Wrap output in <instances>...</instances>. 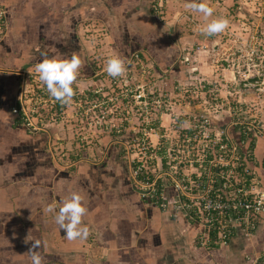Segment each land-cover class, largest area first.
Listing matches in <instances>:
<instances>
[{
  "label": "crops",
  "instance_id": "1",
  "mask_svg": "<svg viewBox=\"0 0 264 264\" xmlns=\"http://www.w3.org/2000/svg\"><path fill=\"white\" fill-rule=\"evenodd\" d=\"M141 2L0 0L8 19L0 35V264H31L29 245L23 243L28 234L41 240L37 251L44 264H256L264 249L263 225L249 232L237 228L226 243L205 247L199 241L202 223L173 212L169 185L164 209L142 198L120 166L110 174V167L102 169L78 154L69 165L58 163L49 146L56 131L36 136L22 123L21 88L40 59L37 48L66 53L73 45L87 54L79 33L85 11L90 17L100 13L106 27L110 17L125 16L119 20L127 26L120 29L126 41H137L145 29L140 10L149 13ZM129 11L132 17L126 18ZM113 25H119L117 19ZM101 159L106 160L104 155ZM72 192L84 197L87 213L82 222L90 234L69 241L55 223V213L46 208L54 204L58 209Z\"/></svg>",
  "mask_w": 264,
  "mask_h": 264
},
{
  "label": "rangeland",
  "instance_id": "2",
  "mask_svg": "<svg viewBox=\"0 0 264 264\" xmlns=\"http://www.w3.org/2000/svg\"><path fill=\"white\" fill-rule=\"evenodd\" d=\"M159 2L153 9L159 21L157 30L163 25L162 37L153 39L156 48L151 51L137 41L115 40L112 44L100 13L90 17L85 11L79 33L88 54V70H80L73 85L74 102L61 105L54 101L30 68L21 88L27 111L24 121L32 124L27 125L33 132L44 129L52 135L56 131L49 146L58 163L69 165L78 154L76 157H88L102 169L124 165L120 170L137 189L131 159L141 145L142 132L151 143L161 146L157 155L170 146L183 158V138L199 134L192 127L205 115L212 121L207 131L223 129L239 141L242 129L245 139L253 140V165L261 180L256 165L261 155L264 157V147L260 154L256 151L257 142L264 140V0H198L214 9L209 20L223 17L229 21L228 27L215 35L198 31L207 21L203 13L184 8L192 0H156ZM177 12L182 15L173 25ZM165 39L174 59L169 67L161 64L167 59V53L163 56L159 48ZM139 51L146 55L140 56ZM111 54L126 61L123 77L112 78L105 71ZM117 149L122 161L112 162L109 156ZM144 159L149 169L162 166L163 160L157 157Z\"/></svg>",
  "mask_w": 264,
  "mask_h": 264
},
{
  "label": "built area",
  "instance_id": "3",
  "mask_svg": "<svg viewBox=\"0 0 264 264\" xmlns=\"http://www.w3.org/2000/svg\"><path fill=\"white\" fill-rule=\"evenodd\" d=\"M156 4L157 9L161 2ZM5 28V10L0 6V35ZM24 104L23 100L20 105L25 120ZM26 124L32 125L29 121ZM237 124L239 128L242 126ZM210 126L212 121L205 115L193 125L194 132L199 134L183 138L186 141L183 158L170 146L157 155L161 146L147 140L143 131L141 145L131 159L140 196L165 209L169 203L165 188L169 185L173 191L169 204L173 212L202 223L199 241L205 247L226 243L237 228L249 232L255 226V217L264 215V189L253 165L256 162L253 144L247 143L249 139H245L242 129L238 141L223 129L207 131ZM194 140L197 142L193 143ZM144 157L151 160L157 157L164 163L161 161L157 170L149 169ZM261 253L255 258L257 264H264V251Z\"/></svg>",
  "mask_w": 264,
  "mask_h": 264
},
{
  "label": "clouds",
  "instance_id": "4",
  "mask_svg": "<svg viewBox=\"0 0 264 264\" xmlns=\"http://www.w3.org/2000/svg\"><path fill=\"white\" fill-rule=\"evenodd\" d=\"M186 10L201 12L207 21L198 31L205 35H215L223 32L229 25V21L223 17H212L214 9L207 2L192 0L184 5ZM182 14L176 13L173 25L179 20ZM39 61L35 64L34 70L39 81L46 87L50 97L61 105H71L74 102L76 92L73 88L77 81L80 69L84 66L81 57L72 52L70 57L67 54H57L51 50H40ZM49 52L54 53L49 55ZM105 71L112 77H123L126 74V61L118 54H111L106 58ZM84 197L78 192H72L69 196L62 198L60 206L49 204L46 208L48 213H55L54 221L59 229L63 230L69 241L86 239L90 234V228L83 225L82 218L87 213L84 206ZM23 243L29 245L31 264H44V258L37 251L42 246L40 239L33 238L29 234L24 238Z\"/></svg>",
  "mask_w": 264,
  "mask_h": 264
},
{
  "label": "trees",
  "instance_id": "5",
  "mask_svg": "<svg viewBox=\"0 0 264 264\" xmlns=\"http://www.w3.org/2000/svg\"><path fill=\"white\" fill-rule=\"evenodd\" d=\"M156 3V0H142V2H141V5H142V7H147L146 9H147V11L149 12V13H146V12H142V10H140V13H139V20L142 22L143 20L145 21V29H144V32H142V34H141V38H143V39H138L137 40V42L138 43H141V47L142 48H144V49H148L149 51H151V50H153L154 48H156L155 47V40H153L154 38H156V40H158V35H159V37H162V35L160 34V31L162 30V25H161V30L160 31H158L157 30V26H156V24L157 25H159V21H157V17H156V14L154 13V9H153V7H154V4ZM0 5H1V7H3L4 8V10H5V19H6V7H4V5H2L1 3H0ZM138 10H139V5H136V7H135V10H134V12H138ZM129 16H131L132 17V15H131V11H129V12H127L126 13V18H128ZM149 16V20L147 19V17ZM122 17H125V16H119L118 18H117V16L115 17V16H112V17H110V19H109V21H108V25H107V27H108V31L110 32V34H111V36H112V38H113V42L114 43H112V44H116V41L115 40H121L120 42H125L126 41V35H125V32L124 31H122L121 29H120V27L122 26H127V24L124 22V21H122V20H119V19H122ZM156 17V18H155ZM115 19H117L118 20V26H115V25H113V21L115 20ZM135 19H137V15L135 16ZM6 23L8 24V19H6ZM160 27V26H159ZM120 34V35H122V37H117L115 34ZM166 40V42H164ZM163 42H162V45H160V50L162 51V55L164 54V53H167L166 54V58L167 59H163V63H161V64H163L165 67L167 66V67H169V65H170V63L174 60V59H172V56H171V54H172V51H171V49L170 48H172V47H170L169 48V50H168V48H166L165 47V44L164 43H168V41L169 40H167V39H165ZM117 42H119V41H117ZM127 43V42H126ZM173 46V45H172ZM146 47V48H145ZM51 50V51H54V52H56L57 54H67L69 57H70V55H71V53L72 52H76L80 57H81V60H82V62H83V67L80 69V70H85L86 71V69L88 70V62H87V59H88V57L87 56H85V54H82L81 53V49H79L78 48V46H76V47H74L73 45L70 47V48H65V52L66 53H63V50H57V49H55L54 47H50V48H43V47H41L40 48V50ZM54 53H52V52H49V55H53ZM128 54V53H127ZM126 54V55H127ZM139 55L140 56H145L146 55V52L145 51H139ZM164 56V55H163ZM171 67V66H170ZM173 67L174 68H176V66L175 65H173ZM20 111H21V109H20ZM19 111V112H20ZM20 114H21V117H22V123L29 129V127H28V125L26 124V122L24 121V118H23V113H22V111L20 112ZM30 130V129H29ZM31 131V130H30ZM35 131V130H34ZM33 132V131H32ZM36 133L34 134V135H36V136H43V137H45V130L44 129H40V130H37V131H35ZM238 136H239V134H238ZM247 143L249 144V145H252L253 144V140L252 141H249V140H247ZM262 144V145H261ZM248 145V146H249ZM259 148H260V150H261V147L263 148V145H264V140L263 139H261L260 138V140H259ZM258 151V148H257V151L256 152H259L258 154H260V152L261 151ZM255 152V153H256ZM257 154V153H256ZM121 154L119 153V149H117V152H115L114 153V155H110L109 157H111L112 158V162H117V160H121L122 161V158H121ZM259 156V155H258ZM111 158H108L107 160H110ZM111 162V164H114V163H112ZM264 168V157L263 156H261V159H260V164L259 165H256V167H257V169H258V171H259V174H260V176L261 175H264V171L262 170L263 168ZM118 167V166H117ZM117 167H110V174L113 172V169H115V168H117ZM124 168V165H122V169ZM262 171V172H261ZM261 179H262V177H261ZM260 187L261 188H264V185L262 184L263 182L260 180ZM261 225H263L264 226V215L263 214H258L256 217H255V226H254V228L253 229H256L258 226H261ZM241 230V229H240Z\"/></svg>",
  "mask_w": 264,
  "mask_h": 264
}]
</instances>
